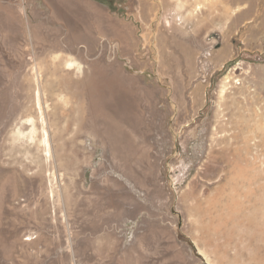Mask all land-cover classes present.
Segmentation results:
<instances>
[{
	"label": "rangeland",
	"instance_id": "rangeland-1",
	"mask_svg": "<svg viewBox=\"0 0 264 264\" xmlns=\"http://www.w3.org/2000/svg\"><path fill=\"white\" fill-rule=\"evenodd\" d=\"M182 2L0 0V264H264V0Z\"/></svg>",
	"mask_w": 264,
	"mask_h": 264
},
{
	"label": "bare ground",
	"instance_id": "bare-ground-1",
	"mask_svg": "<svg viewBox=\"0 0 264 264\" xmlns=\"http://www.w3.org/2000/svg\"><path fill=\"white\" fill-rule=\"evenodd\" d=\"M82 1V0H81ZM258 1V0H257ZM86 2V1H85ZM177 2H178V4H180V5H182L183 4V2H182V0H177ZM256 3H258V2H256ZM85 4V3H84ZM87 4V3H86ZM88 5V4H87ZM88 7H90L89 5H88ZM25 21H26V19H25ZM66 65L67 66H75L76 68H78L79 69V64L77 63V62H75V61H71V60H68L67 62H66ZM37 79H39V75L37 74V77H36ZM38 83H39V80L37 81ZM39 88H41V85L39 84ZM43 95V94H42ZM44 103H45V101H44ZM42 114H43V116L44 117H46V114H45V112H44V108L42 109ZM43 122H45V118H43ZM33 124V123H32ZM47 126V124H45V127ZM43 128V130H44V137H43V141L45 142V144L47 145V147H48V153H49V145H48V138H47V132H46V128ZM31 133H33L34 134V132H35V128L33 127V125H32V128H31ZM29 131V132H30ZM33 134H32V136H33ZM31 136V135H30Z\"/></svg>",
	"mask_w": 264,
	"mask_h": 264
}]
</instances>
